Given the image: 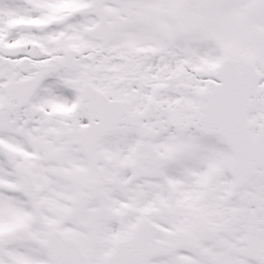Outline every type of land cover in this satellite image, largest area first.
Segmentation results:
<instances>
[{
	"label": "snow or ice",
	"instance_id": "obj_1",
	"mask_svg": "<svg viewBox=\"0 0 264 264\" xmlns=\"http://www.w3.org/2000/svg\"><path fill=\"white\" fill-rule=\"evenodd\" d=\"M0 264H264V0H0Z\"/></svg>",
	"mask_w": 264,
	"mask_h": 264
}]
</instances>
